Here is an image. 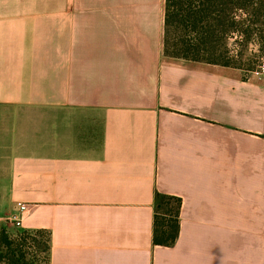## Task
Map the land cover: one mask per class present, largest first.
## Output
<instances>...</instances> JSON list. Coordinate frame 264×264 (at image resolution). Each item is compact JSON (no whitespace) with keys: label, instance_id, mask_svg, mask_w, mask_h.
Here are the masks:
<instances>
[{"label":"crops","instance_id":"0c3cea01","mask_svg":"<svg viewBox=\"0 0 264 264\" xmlns=\"http://www.w3.org/2000/svg\"><path fill=\"white\" fill-rule=\"evenodd\" d=\"M165 0H0V230L49 264H264V76L169 57ZM155 192L181 199L154 245Z\"/></svg>","mask_w":264,"mask_h":264},{"label":"trees","instance_id":"16d2710c","mask_svg":"<svg viewBox=\"0 0 264 264\" xmlns=\"http://www.w3.org/2000/svg\"><path fill=\"white\" fill-rule=\"evenodd\" d=\"M233 35L238 49L230 54L228 39ZM163 41V53L169 57L254 71L264 59V0H165ZM154 198L152 243L171 246L179 236L181 199L159 192ZM42 233L47 235L49 264L47 230H26L13 236L2 226L0 264H27L23 248L29 241L37 242L36 235Z\"/></svg>","mask_w":264,"mask_h":264},{"label":"rangeland","instance_id":"374dc122","mask_svg":"<svg viewBox=\"0 0 264 264\" xmlns=\"http://www.w3.org/2000/svg\"><path fill=\"white\" fill-rule=\"evenodd\" d=\"M237 41H238V39L235 35L231 36L228 39V45H229V48L231 49L230 54H234L236 52V50L238 49V45L236 43ZM248 53H247V55H249ZM263 60L264 59L259 60L258 65ZM256 69H257V67H256ZM6 229L13 236H17L21 232L26 231V230H23V228H21V227L13 226V224L10 222V220H7V228ZM46 237H47L46 233L37 234L35 237L37 242L29 241V243H27L24 246L23 249L26 252L25 256H26L27 264H48L47 263V254L48 253H47L46 247H45Z\"/></svg>","mask_w":264,"mask_h":264},{"label":"built area","instance_id":"2783aa9c","mask_svg":"<svg viewBox=\"0 0 264 264\" xmlns=\"http://www.w3.org/2000/svg\"><path fill=\"white\" fill-rule=\"evenodd\" d=\"M253 72H256L257 74L264 76V60L261 61V63L257 66V69L254 70ZM28 210H29V205L26 203H23V201H19L15 203L14 213L9 219L10 222L13 224V226L21 227L22 220L24 219Z\"/></svg>","mask_w":264,"mask_h":264}]
</instances>
